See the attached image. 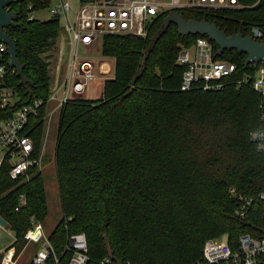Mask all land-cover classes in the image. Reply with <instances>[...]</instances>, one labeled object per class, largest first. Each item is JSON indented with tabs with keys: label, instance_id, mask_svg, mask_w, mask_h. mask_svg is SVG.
<instances>
[{
	"label": "trees",
	"instance_id": "trees-1",
	"mask_svg": "<svg viewBox=\"0 0 264 264\" xmlns=\"http://www.w3.org/2000/svg\"><path fill=\"white\" fill-rule=\"evenodd\" d=\"M29 1L13 3L18 25L7 29L29 79L22 84L8 68L7 84L19 96L15 109L49 96L53 79L43 54L62 32L56 18H27ZM44 1L41 8L50 2ZM240 3V9L179 13L215 22L228 35H248L252 26L264 29V0ZM167 15L155 21L148 37L104 35L101 54L114 58V77L105 81L100 98L75 96L60 111L55 164L63 216L49 238L62 264H69L68 234L79 232L87 236L89 264L106 257L186 264L201 257L209 239L227 235L232 241L243 232L264 236L261 203L241 220L231 192L255 196L264 191V152L251 139L263 123L262 98L251 86L237 88L233 82L219 90H181V45L209 38L180 35L174 23L157 38ZM246 58L236 49L216 56L238 64L234 78L245 71ZM42 116L30 131L37 146L45 132ZM9 170L6 163L0 171V216L10 224L13 246L20 251L32 220L44 223L50 207L42 171L14 180Z\"/></svg>",
	"mask_w": 264,
	"mask_h": 264
},
{
	"label": "built area",
	"instance_id": "built-area-1",
	"mask_svg": "<svg viewBox=\"0 0 264 264\" xmlns=\"http://www.w3.org/2000/svg\"><path fill=\"white\" fill-rule=\"evenodd\" d=\"M5 6L7 12L15 11L11 0ZM44 0H30L23 13L29 19H35V11L41 8ZM54 2L52 5L51 3ZM51 5V6H50ZM39 6V8H38ZM51 18L63 20L69 48L68 57L61 65L57 64V77L51 85L46 99L33 98L15 109L19 96L7 84L10 74L8 45L0 42V171L9 163V176L14 180H28L30 171H43L47 155V134L56 114H60L63 105L75 96L84 95L93 80L100 78L103 84L114 77V58L100 56L91 59L88 53L81 56L79 46L96 49L99 40L106 34H129L148 37L155 21L163 14L181 10L216 11L222 9H240V0H50ZM45 7V8H46ZM18 14V12H17ZM9 28V27H8ZM4 30L7 33V29ZM249 34L254 39L263 41L264 29L252 26ZM177 63L185 67L181 90L195 87L204 90H219L226 83L233 82L239 88L249 85L262 98L263 123L251 133V139L260 152H264V62L252 63L238 77L237 63L216 59L214 44L207 38L198 37L190 46L181 45ZM65 68V70L63 69ZM13 72H16L12 68ZM13 112L6 115L5 112ZM45 121L43 143L37 146L31 130L40 119ZM237 207L235 214L245 220L255 202H260L264 209V191L255 196H248L232 189ZM25 202L22 195L21 203ZM33 221V226L24 234L25 245L40 243L28 264H62L61 257L50 241V234L45 231L41 221ZM11 245L0 254V264H17L22 253ZM70 254L69 264H89L91 257L85 232L68 234L64 253ZM98 264H133L130 260L119 261L106 257ZM186 264H264V236L255 237L243 232L230 241L227 235L209 239L205 242L201 257Z\"/></svg>",
	"mask_w": 264,
	"mask_h": 264
},
{
	"label": "rangeland",
	"instance_id": "rangeland-1",
	"mask_svg": "<svg viewBox=\"0 0 264 264\" xmlns=\"http://www.w3.org/2000/svg\"><path fill=\"white\" fill-rule=\"evenodd\" d=\"M55 1L51 4L53 5ZM51 6V5H50ZM35 19L45 21L51 18L49 6L44 9L35 11ZM61 27L64 25V21H60ZM67 34L62 27V32L54 48L48 50L43 54V57L50 62V74L52 76V82L57 77V61L61 58V65L64 64L68 57L69 48L65 44ZM102 40L100 39L97 43L96 49H85L83 46H79L78 52L81 56L88 55L91 59L98 60L101 54ZM65 70V68H63ZM103 92V81L100 78L93 80L90 84L88 91L83 95L84 98L98 99ZM59 115L56 114L50 123L49 131L47 134V155L43 167V176L45 178V187L48 193V203L50 212L44 221L45 231L50 234L55 228L57 223L63 216L61 206V195L59 191V184L57 178V170L55 164V146L58 133ZM15 234L12 230L6 229L0 225V254L10 245H14ZM40 247V243H31L21 248L23 251L17 261V264H28L35 249Z\"/></svg>",
	"mask_w": 264,
	"mask_h": 264
},
{
	"label": "water",
	"instance_id": "water-1",
	"mask_svg": "<svg viewBox=\"0 0 264 264\" xmlns=\"http://www.w3.org/2000/svg\"><path fill=\"white\" fill-rule=\"evenodd\" d=\"M11 3V0H0V42L8 45L7 54L9 55L8 63L10 67L16 70L21 83L27 84L29 79L24 74L25 64L18 58L17 42L4 30L10 26L15 27L18 25L17 12H7L5 10V6ZM171 23L177 26L180 35H207L210 40L218 45L216 56L221 55L225 50L236 49L239 53L247 55L245 61L246 67L252 63L264 62V41L254 39L251 34L244 35L242 31H238L228 35L226 30L222 29L215 22H210L206 19H186L178 12H171L165 18L163 28L157 38L169 28ZM0 225L6 229H10V224L1 216Z\"/></svg>",
	"mask_w": 264,
	"mask_h": 264
},
{
	"label": "crops",
	"instance_id": "crops-1",
	"mask_svg": "<svg viewBox=\"0 0 264 264\" xmlns=\"http://www.w3.org/2000/svg\"><path fill=\"white\" fill-rule=\"evenodd\" d=\"M59 59H60V58H59ZM59 59H58V61H57V64L59 63ZM10 246H11V245H10ZM10 246H9V247H10ZM7 248H8V247H7ZM7 248H6V249H7ZM35 251H36V249H35ZM35 251L33 252L32 257H33V255L35 254ZM32 257H31V259H32ZM31 259H30V260H31Z\"/></svg>",
	"mask_w": 264,
	"mask_h": 264
}]
</instances>
